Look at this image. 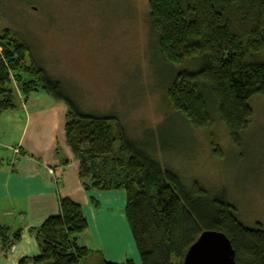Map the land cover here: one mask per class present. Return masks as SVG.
I'll return each mask as SVG.
<instances>
[{
  "label": "trees",
  "instance_id": "trees-1",
  "mask_svg": "<svg viewBox=\"0 0 264 264\" xmlns=\"http://www.w3.org/2000/svg\"><path fill=\"white\" fill-rule=\"evenodd\" d=\"M0 0V4H1ZM149 22L163 62L178 71L167 99L193 130L212 125L214 106L235 145L250 125L249 104L264 96V0H149ZM29 47L0 27V116L17 108L20 93L39 90L67 107L65 142L79 162L86 192L123 191L124 213L141 264H183L204 231L227 236L237 264H264V229L247 228L226 195H210L197 183L187 186L153 155L133 143L114 117L83 114L58 81L34 61ZM88 231L82 208L59 198V214L31 229L40 254L19 264H81L89 250L78 243ZM21 238L0 225V244L10 252ZM102 264H111L102 262ZM126 264H134L128 261Z\"/></svg>",
  "mask_w": 264,
  "mask_h": 264
},
{
  "label": "rangeland",
  "instance_id": "rangeland-1",
  "mask_svg": "<svg viewBox=\"0 0 264 264\" xmlns=\"http://www.w3.org/2000/svg\"><path fill=\"white\" fill-rule=\"evenodd\" d=\"M148 4L2 0L0 27L29 47V60L58 81L83 114L116 118L135 145L144 150L153 143L156 160L185 185L197 183L212 196L224 193L244 226L264 229V96L250 100L253 116L239 146L212 105L209 130H193L173 110L167 89L178 71L196 66L186 62L174 69L163 62ZM19 94L17 108L0 119V159L13 158L25 124ZM30 95L52 102L42 90ZM88 248L81 264L98 258V249Z\"/></svg>",
  "mask_w": 264,
  "mask_h": 264
},
{
  "label": "crops",
  "instance_id": "crops-1",
  "mask_svg": "<svg viewBox=\"0 0 264 264\" xmlns=\"http://www.w3.org/2000/svg\"><path fill=\"white\" fill-rule=\"evenodd\" d=\"M19 100L26 120L18 144L12 147L13 158L0 159V225L11 234L21 231V238L12 253L0 244V264H19L40 254L30 230L59 214L61 197L82 208L88 231L79 236L78 243L89 252L90 245L98 249L94 264H141L124 213L125 192L83 189L79 162L65 142L66 105L31 95L19 94Z\"/></svg>",
  "mask_w": 264,
  "mask_h": 264
},
{
  "label": "water",
  "instance_id": "water-1",
  "mask_svg": "<svg viewBox=\"0 0 264 264\" xmlns=\"http://www.w3.org/2000/svg\"><path fill=\"white\" fill-rule=\"evenodd\" d=\"M183 264H237L236 253L225 234L204 231L188 249Z\"/></svg>",
  "mask_w": 264,
  "mask_h": 264
},
{
  "label": "built area",
  "instance_id": "built-area-1",
  "mask_svg": "<svg viewBox=\"0 0 264 264\" xmlns=\"http://www.w3.org/2000/svg\"><path fill=\"white\" fill-rule=\"evenodd\" d=\"M15 153H18V151H16ZM53 173H54L53 170L50 169L49 174L53 175ZM14 248H15V245L10 248V253H12L14 251Z\"/></svg>",
  "mask_w": 264,
  "mask_h": 264
}]
</instances>
